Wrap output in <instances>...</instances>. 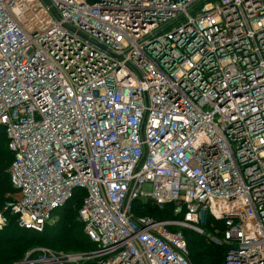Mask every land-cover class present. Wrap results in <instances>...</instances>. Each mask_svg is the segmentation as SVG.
<instances>
[{
	"label": "built area",
	"instance_id": "1",
	"mask_svg": "<svg viewBox=\"0 0 264 264\" xmlns=\"http://www.w3.org/2000/svg\"><path fill=\"white\" fill-rule=\"evenodd\" d=\"M0 128V230L84 191L93 246L15 264H192L184 230L264 264V0H0Z\"/></svg>",
	"mask_w": 264,
	"mask_h": 264
},
{
	"label": "trees",
	"instance_id": "2",
	"mask_svg": "<svg viewBox=\"0 0 264 264\" xmlns=\"http://www.w3.org/2000/svg\"><path fill=\"white\" fill-rule=\"evenodd\" d=\"M0 134L4 136L3 144L8 151V155L4 154L0 148L1 211L10 199L7 198L8 195H15L17 191L14 189L7 172L13 161V156L8 149L7 138L3 128H0ZM85 196L86 192L84 191L76 192L74 198L64 208L54 214L56 218L61 217V219L57 220L59 224L56 222L58 225L54 224L47 227L42 234L21 229L18 226L17 218L9 214V225L3 230H0V264H15L17 261L23 259L28 248L31 246V242L26 239H44L45 237L43 236H46L48 230L57 231L59 225L62 224L64 228L60 230L58 237L52 238L51 236H47L46 243L48 242L61 250H76L78 252L92 250L93 246L84 233V225L78 214ZM174 209L173 205H169L166 210H160L150 202L144 204L137 203L134 206V211L139 216H145L144 214H147L157 220H182L184 216L174 214ZM209 221L212 222V219ZM219 226H222V223ZM207 230L211 231L210 227H207ZM183 233L188 243L189 259L192 264H223L227 252L226 248L210 245L203 236L191 231L184 230Z\"/></svg>",
	"mask_w": 264,
	"mask_h": 264
},
{
	"label": "rangeland",
	"instance_id": "3",
	"mask_svg": "<svg viewBox=\"0 0 264 264\" xmlns=\"http://www.w3.org/2000/svg\"><path fill=\"white\" fill-rule=\"evenodd\" d=\"M3 143H4V136L2 134H0V148L2 149V151H3L4 154H7L8 155V151L6 149V146ZM151 190H152L151 186H149V185H146L145 186V191L146 192H151ZM144 215H145V217L146 216L151 217V216H149L147 214H144ZM59 219H61V217L58 218V220ZM57 223L55 222L54 224L56 225ZM62 228H64L63 227V224L62 225H59V228H58L59 231L57 229H56L57 231L48 230L47 233H46V236H43L45 238L44 239H41V240H39V239L38 240H35V239H26V240H29L31 242V246H30V248H28L25 256L23 257V259L27 256L28 253L33 252L34 250H36L38 248H46V249H50V250H53V251H56V252H63V253H77L78 251H76V250H61V249H58V247L56 248V247L52 246V244H50L48 242L46 243L47 236L48 237L51 236L52 238L58 237V233L60 232V230ZM23 259H21V260H23ZM21 260H19L17 262H20Z\"/></svg>",
	"mask_w": 264,
	"mask_h": 264
}]
</instances>
